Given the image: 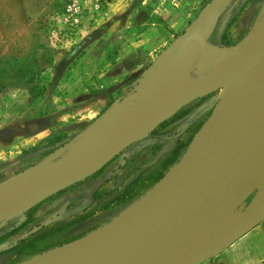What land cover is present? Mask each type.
Listing matches in <instances>:
<instances>
[{
	"label": "rangeland",
	"instance_id": "obj_1",
	"mask_svg": "<svg viewBox=\"0 0 264 264\" xmlns=\"http://www.w3.org/2000/svg\"><path fill=\"white\" fill-rule=\"evenodd\" d=\"M213 1L0 0V182L41 164L57 166L106 114L142 99L141 85L156 61L180 36L199 28L201 11ZM263 19L264 0H233L206 33V59L193 75L245 44ZM223 34L240 43L223 46ZM215 96L191 103L192 112L167 133L126 149L98 175L51 196L32 213L0 217V264H27L125 214L146 193L147 178L176 140L212 114ZM50 138L69 145L48 144ZM15 197L14 207L33 199ZM42 235L39 244L49 249L33 256L12 250ZM203 264H264V221Z\"/></svg>",
	"mask_w": 264,
	"mask_h": 264
},
{
	"label": "water",
	"instance_id": "obj_2",
	"mask_svg": "<svg viewBox=\"0 0 264 264\" xmlns=\"http://www.w3.org/2000/svg\"><path fill=\"white\" fill-rule=\"evenodd\" d=\"M223 11L224 9L221 8L213 18V26ZM200 32L201 30L196 28L180 36L164 55L171 53L186 41L200 39ZM203 44H205L204 40ZM256 45L259 50L264 51V37ZM247 46L245 43L231 53L219 55L222 57L235 54L245 50ZM193 100L194 98L189 94H184L164 116L162 122L173 118ZM134 111L162 113L145 98L135 100L106 114L89 132L84 141L91 142L93 137L113 118ZM249 114L256 118L264 117V72L225 116L219 140L223 168L217 176L204 186L193 182L186 186L179 184L173 191L161 194L156 201L143 204L144 201L158 193L160 185H156L165 179L173 167L184 162L182 158L155 185L156 187L149 190H152V193L146 195L147 192L146 197L142 198V196L138 199L125 214L83 238L33 258L27 264L76 261L92 256L99 249L95 242L98 236L110 239L105 264H122L123 251L133 244L136 245L143 232L166 224H173L178 227V230L137 264H203L212 259L264 221V140L239 160L231 156L233 144L241 135L245 119ZM124 149L112 148L106 151L96 147L93 157L83 169L39 193L30 192L38 167L30 168L0 182V194L15 192L22 198L33 197L30 202L18 205L9 215L25 214L58 192L95 175L110 164ZM231 217L234 218L233 221L228 226L219 229Z\"/></svg>",
	"mask_w": 264,
	"mask_h": 264
},
{
	"label": "bare ground",
	"instance_id": "obj_3",
	"mask_svg": "<svg viewBox=\"0 0 264 264\" xmlns=\"http://www.w3.org/2000/svg\"><path fill=\"white\" fill-rule=\"evenodd\" d=\"M215 7H217V5ZM212 9H208V10H212ZM205 17L207 18L208 16L205 15ZM263 37H264V19L259 20L255 23L252 31L250 32L247 38L248 41H246L248 42L247 45L249 48L241 51V52H250V55L245 56L244 54L242 53L240 54V52H238L239 54L235 53L237 55L227 57L228 61L225 60L226 62L219 63L216 65L217 69L219 68L225 69L223 71H226V69H228V70H233L231 71L233 73L237 72L236 73L237 78H235L237 80L236 82L234 80L235 82V83L233 82L234 84L229 83L230 86H226L227 88H224L223 92L220 94V99H219L220 103H218L213 116L205 124L202 131L195 138L191 146V150L188 154L189 160H187L181 166L176 167V169L171 170L172 172L170 171L171 174L168 177L167 184L172 183L174 186H177L179 184H184L186 186L188 185L186 181L189 177H191V175H198L199 178L198 176H196V179L202 178L203 179L202 183L204 186L212 178H214L221 172V169L223 168V160L221 158V153L219 150V140L223 130V123L225 121V116L229 113L235 102L246 93V91L250 88V86L255 84L261 78V73L262 71H264V51L259 50L256 43L259 40H261ZM197 51H199V47L193 46L185 50V55L189 58ZM171 64L167 62L168 66ZM173 68H175L176 70L177 67H173ZM245 75L247 77H245ZM175 90L176 89L174 84L160 80H154L146 83V85L142 90L141 95L142 97L143 96L149 97V100L151 99L150 102L153 101L152 103L153 105H155V107L161 106L162 108L163 106H165L167 103L170 102L172 96L174 95L173 92ZM136 115L141 117H134ZM158 115H159L158 113H154V112H139V111L128 112L119 115L115 119H113V121L115 120H120V121L118 122L115 121V123L111 121L113 122V124L110 125L104 131L103 135H105V138L103 139L107 140L106 138L108 137L109 139L106 142L110 141L111 139L118 141L121 144L125 142L127 143L132 139H138L143 136H146L152 130L153 127L155 128L158 124L162 122L164 117L161 116V118H158L157 120ZM245 120L246 121H245L244 129L241 135L235 140L233 147L231 149V156L237 160L241 159L246 154L253 151L264 140V117L256 118L254 117V115L249 114ZM248 124H252V126L250 127L248 126ZM216 130L217 132L213 138V143H212L208 140L210 139L212 133L215 132ZM104 144L106 143L104 142L103 145ZM111 144L113 145V142ZM86 147H88L89 150ZM95 148L96 147L93 146L91 143L83 141L79 149L72 151L70 155L57 166H52L50 164L41 165L37 169V172H35V176H34L35 182L30 187V192L39 193L48 187L56 185L55 183L58 180H61L66 176L70 177V175L75 174L81 169H83L91 160ZM65 179L61 181H64ZM196 179H193L192 182H194V180ZM189 182L191 181L189 180ZM199 183L200 182H198V184ZM165 192L166 191H163V193ZM7 193L13 196L17 195L15 192H7ZM163 193H160L159 197H161V194ZM157 199L158 198L156 197V195H154L147 201H144L143 204L150 201H156ZM10 202L11 199L9 197L1 198L0 208H7ZM14 208L15 207H13V209ZM233 219H234L233 217L228 219L219 229L228 226L233 221ZM177 230H178L177 226L173 224H166V225L155 226L143 232L136 245L133 244L130 248L123 251L122 264H137L141 259L146 258L147 257L146 255L150 254L151 251L155 250L158 246L162 245L169 238H171L176 233ZM95 242L97 243V246H99V249L97 253H95L94 255L76 261H72V260L55 261L51 264H105L107 261V256H108L107 248L110 245L109 244L110 239L109 238L104 239V237L98 236L95 239Z\"/></svg>",
	"mask_w": 264,
	"mask_h": 264
},
{
	"label": "crops",
	"instance_id": "obj_4",
	"mask_svg": "<svg viewBox=\"0 0 264 264\" xmlns=\"http://www.w3.org/2000/svg\"><path fill=\"white\" fill-rule=\"evenodd\" d=\"M233 0H214L210 5H208L207 7H205L202 11H201V14H200V17L198 19V22H199V29L201 30L200 32V39H192V40H189V41H186L184 43H182L181 45H179L178 47L175 48L174 51H172L171 53L167 54V55H164L162 56L160 59H158L156 61V63L154 64L153 68H152V75L150 77H148L141 85V91H140V94L142 93V90L144 88V86L146 85V83L150 82V81H154V80H160V81H164V82H169L171 84H174L175 86V90L173 93L174 95L172 96V99L170 100L169 103H167L165 106H163L161 108V106H157L158 109L160 111H162L161 114L158 115L157 117V120L158 118H161V116H165L172 108L173 106L175 105V103L179 100V98H181L184 94H189L192 98H194V100L191 102H195L197 100H200L201 98L205 97V96H208L210 94H217V103L213 109V112L211 114V116L209 117V119L207 121H205V123L203 124L201 130L199 131V133L202 131L203 127L205 126V124L210 120V118L212 117V115L214 114L215 112V109L218 105V103H220L219 99H220V94L223 92L224 88H227L226 86H230V84H232L235 80V78H237V72L236 73H233L231 71L233 70H228L226 69V71H223L225 69H217V64L219 63H223V62H226L225 60L228 61V58L227 57H231L233 55H237V54H230V55H225V56H222L218 59H216L210 66L209 70L206 71L204 74H199V75H193V70L195 67L199 66V65H202L203 62L205 61L206 59V52H205V46L203 44V40L205 38V36L207 35L206 33L212 28V20L213 18L216 16V14L219 12V10L221 8L224 9V11L231 5ZM217 5V7L215 6ZM215 7V8H212ZM208 9H212V10H208ZM209 11V13H208ZM213 11V12H212ZM223 11V12H224ZM207 13V14H206ZM205 15H207L208 17L206 18ZM204 16V17H203ZM205 18V19H204ZM206 20V21H205ZM206 26V27H205ZM248 41V39H247ZM248 43V42H246ZM193 46H198L199 47V51H197L196 53H194L191 57H187L185 55V50L187 48H190V47H193ZM247 48H249L247 46ZM246 48V49H247ZM244 54L245 56H248L250 55V52H240V54ZM183 54V55H181ZM174 55V56H173ZM179 55V56H178ZM166 56V57H165ZM172 57V58H171ZM163 58V59H162ZM185 58V59H184ZM184 59V61H183ZM181 62H179V61ZM222 61V62H221ZM167 62L168 63H172L171 65H167ZM175 62V63H173ZM178 62V63H177ZM182 63V64H181ZM173 67H177L176 70L175 68ZM183 70H182V69ZM215 69V70H214ZM217 70V71H216ZM220 70V71H219ZM222 70V71H221ZM229 73H228V71ZM248 70V68H247ZM235 72V71H234ZM264 71H262L263 73ZM214 73V74H213ZM230 74V75H229ZM247 74V73H246ZM232 76V77H231ZM245 77H247L245 75ZM166 78V79H165ZM233 80V81H231ZM234 82V83H235ZM230 83V84H229ZM233 83V84H234ZM229 84V85H228ZM207 87V88H206ZM205 88V89H204ZM214 95V97L216 98V96ZM213 97V98H214ZM143 98L147 99L149 102L151 101V99L149 100V97H146V96H143ZM153 102V101H152ZM191 103H189L186 108L191 105ZM155 107V105H154ZM157 107H155L157 109ZM139 112H145V111H139ZM139 114V113H138ZM143 115V114H142ZM134 117H141V116H134ZM116 118V117H115ZM113 118V119H115ZM113 119L111 121H113ZM120 119V118H119ZM110 121V122H111ZM116 122L120 121V120H115ZM115 121H113L115 123ZM109 122V123H110ZM113 122H111L110 124L108 123L101 131H99L94 137L93 139L91 140V143L93 146L95 147H99L101 150H106V151H109L111 150L113 147L115 148V150H121V149H124L126 147H128L130 144H132L133 142L135 141H138L140 139H143L145 137H147L149 134H147L145 137L143 138H140L138 140H135V139H132L131 141H128L127 143H121L118 142V141H115V140H111L106 142L109 138L107 137L106 139L107 140H104L103 138H105V135L104 134V131L110 126L113 124ZM159 125V124H158ZM157 125V126H158ZM156 126V127H157ZM155 127V128H156ZM154 128V129H155ZM217 130L215 132L212 133L210 139L208 141L212 142L213 143V138L216 134ZM198 133V134H199ZM198 134L195 136V138L198 136ZM100 135V136H99ZM104 136V137H103ZM194 138V140H195ZM100 140V141H99ZM193 140V142H194ZM106 143L103 145V143ZM110 142V144H109ZM113 142V145L111 144ZM108 143V145H107ZM100 144V145H99ZM103 146H102V145ZM120 144V145H119ZM193 144V143H192ZM191 144V146H192ZM113 147H112V146ZM117 145V146H116ZM78 145H76L75 147H73L70 151H69V154L67 155V157L70 155V153L72 151H74V149L77 147ZM119 146V148H118ZM191 146L189 148V150L187 151V153L185 154V156L183 157V161L184 162H181L180 164L176 165L175 167H173L171 170H174L176 169V167H179L181 166L182 164H184L187 160H189L188 158V154L191 150ZM109 150H108V148ZM88 150L89 148L86 147ZM96 149V148H95ZM95 152V151H94ZM94 155V154H93ZM66 157V158H67ZM93 157V156H92ZM66 158H63L62 161H64ZM61 163V162H60ZM43 165V164H41ZM172 172V171H171ZM171 172L169 173V175L167 177H165V179H163L159 184H157L156 186L160 185V189L158 191V193H156V197L158 198L160 196V193H163V191H166V192H170L172 191L176 186H174L172 183L171 184H167L168 182V177L170 176ZM73 175V174H72ZM71 176V175H70ZM196 176L198 175H191V177H189L188 179L192 182L193 179H196ZM199 178V176H198ZM187 179V184H190L191 182H189V180ZM201 179V181H200ZM200 179H196L194 180V184H197V185H200V184H203V179L200 178ZM198 180V181H197ZM198 182H200L198 184ZM155 186V187H156ZM165 187V188H164ZM155 189V188H154ZM153 189V191H154ZM150 190V189H149ZM145 191L146 193H144L142 196H140V198H145L146 195L152 193V190L151 191ZM165 192V193H166ZM146 194V195H145ZM9 193H4V194H0V199L3 198V197H13L14 200H11L9 206L7 208H0V217L2 216H5L7 214H10L14 209L13 207L15 206L16 202H17V198L13 195H11ZM139 198V199H140ZM11 199V198H10ZM12 201L13 204H12ZM3 214V215H2Z\"/></svg>",
	"mask_w": 264,
	"mask_h": 264
},
{
	"label": "trees",
	"instance_id": "obj_5",
	"mask_svg": "<svg viewBox=\"0 0 264 264\" xmlns=\"http://www.w3.org/2000/svg\"><path fill=\"white\" fill-rule=\"evenodd\" d=\"M222 45L226 46V47H232V46H236L237 44L240 43V41H227V34H223L222 36ZM214 93L210 94L208 96H205L203 98L200 99V102L205 101L207 99H210L212 97H214ZM192 112V110L190 108H184L181 112H179L178 114H176V116H174L173 118L169 119V120H165L163 122H161L155 129H153L150 134L138 141L133 142L132 144H130L128 147H126L124 150H122L117 156H115V158L113 159V162L118 159L121 155H123L126 151V149L132 147V146H136L138 144H140L143 141H146L148 139H152V138H156L158 136H162L163 134L168 132V127H170L171 125H173L174 123L178 122L179 120H181L182 118H185L186 116H188L190 113ZM211 116V114H209L207 116V118L205 120H203L202 122L197 123L196 127L195 124L189 126L187 128V130L185 132L189 133L187 138L179 137L173 148L172 151L170 152V154L168 155V157L160 163L159 167L153 172L152 175H150L147 178L148 184L145 186L144 190L148 191L149 189H151L152 187H154L157 183H159L165 176L166 174L170 171V169L175 166L176 164H178L182 158L184 157V155L187 153V151L189 150L191 144L193 143V140L195 138V136L199 133V131L201 130L203 124L205 123V121H207L209 119V117ZM62 141L60 138H56V140L50 138L48 141V144H52L55 142H59ZM68 146L69 143H67V141H62L59 145V147H64V146ZM55 149L50 150L49 152H47L45 155H43L40 159H44L45 157H49L50 155H52L53 153H55ZM111 162V163H113ZM110 163V164H111ZM110 164H108L107 166H109ZM106 166V167H107ZM105 167V168H106ZM104 168V169H105ZM103 169V170H104ZM102 170V171H103ZM100 171V172H102ZM100 172H98L97 174L93 175L92 177L98 175ZM140 178V177H139ZM138 180V179H137ZM136 181V180H135ZM251 200V198L249 199ZM35 208H33L32 210H30L28 212V214L32 213V211ZM14 232L10 233L7 236L12 235ZM6 236V237H7ZM45 237V235L42 236H37L35 238L32 239H23L21 240L17 246L13 247L12 250L15 251L16 253L19 254H25V255H36L44 250L49 249V247H42L40 246V242L43 241V238ZM6 239V238H5ZM3 239V240H5ZM1 240V242L3 241Z\"/></svg>",
	"mask_w": 264,
	"mask_h": 264
},
{
	"label": "built area",
	"instance_id": "obj_6",
	"mask_svg": "<svg viewBox=\"0 0 264 264\" xmlns=\"http://www.w3.org/2000/svg\"><path fill=\"white\" fill-rule=\"evenodd\" d=\"M69 11H71V10H69ZM72 15H74V13H72Z\"/></svg>",
	"mask_w": 264,
	"mask_h": 264
},
{
	"label": "flooded vegetation",
	"instance_id": "obj_7",
	"mask_svg": "<svg viewBox=\"0 0 264 264\" xmlns=\"http://www.w3.org/2000/svg\"><path fill=\"white\" fill-rule=\"evenodd\" d=\"M116 161V160H115ZM113 162V161H112Z\"/></svg>",
	"mask_w": 264,
	"mask_h": 264
}]
</instances>
